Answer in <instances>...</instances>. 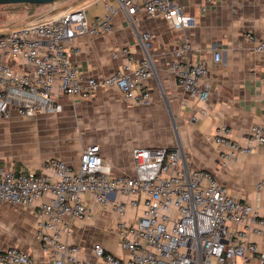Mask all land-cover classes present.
<instances>
[{
    "label": "crops",
    "instance_id": "0c3cea01",
    "mask_svg": "<svg viewBox=\"0 0 264 264\" xmlns=\"http://www.w3.org/2000/svg\"><path fill=\"white\" fill-rule=\"evenodd\" d=\"M106 1L56 0L44 6H24L0 20V35L53 20L67 11H83L92 20L105 14ZM170 2L182 6L194 22L175 29L166 19L147 18L139 10L133 25L118 12L110 33L78 36L65 44L80 74L101 79L127 62L122 49L129 50L134 62H138L143 57L139 33L148 32L154 67L153 77L146 82L149 105L129 102L112 88L83 98L54 90L53 97L61 105L59 112L39 113L27 122L12 111L0 120V166L17 172L49 173L45 169L47 161L60 160L77 168L83 148L98 145L112 175L132 176L134 148L179 147L191 167L210 172L230 196L247 201L264 217V146H255L249 154L231 155L229 146L214 140L220 128L225 127L231 142L248 145L249 128L264 122V51L253 50L255 41H264V0ZM184 43L190 48L181 61L203 62L208 69L201 81L209 87L205 104L178 86L171 73L173 52ZM214 52L221 54L218 63L213 62ZM12 67L24 68L18 64ZM201 109L205 112L201 113ZM24 141L31 145L23 146ZM48 198L37 200L29 209L0 202V248H18L33 257V264H47L35 238V206ZM111 198L129 203L125 196ZM85 199L92 208V218L73 221V234L68 239L79 247V258L88 260V264H107L92 251L99 244L107 253L127 260L129 256L119 247L115 232L118 216L104 211L90 194ZM142 211V205H127L123 217L135 223ZM248 240L258 245L264 241L255 235ZM236 264L256 263L239 259Z\"/></svg>",
    "mask_w": 264,
    "mask_h": 264
},
{
    "label": "built area",
    "instance_id": "2783aa9c",
    "mask_svg": "<svg viewBox=\"0 0 264 264\" xmlns=\"http://www.w3.org/2000/svg\"><path fill=\"white\" fill-rule=\"evenodd\" d=\"M105 10L103 16L92 20L83 11H67L53 20L0 35V120L12 111L24 119L59 112L61 105L53 97L54 90L83 98L112 88L136 105L151 103L146 82L153 77L154 67L148 32L138 36L143 57L134 62L129 50L122 49L127 62L101 79L80 74L65 44L78 36L110 33L118 12L134 25L142 10L145 17L164 18L175 29L190 26L194 17L170 0H107ZM255 42L253 50L264 51V41ZM189 48L184 43L173 52L170 70L178 86L205 104L209 87L201 81L208 69L203 62L181 61ZM220 59V52H214L213 62ZM246 138L249 144L245 146L231 142L225 127L214 136L218 145L231 148V155L249 154L255 146H264V122L251 126ZM131 156L132 176L112 175L98 145L83 148L77 168L60 160L47 161L49 173L17 172L0 166V202L29 209L49 196L35 206V238L47 264H88L79 258V247L68 241L73 221L92 218L86 194L119 218L115 232L119 247L129 258H118L95 244L94 255L107 264H236L239 259L264 264V241L258 245L248 240L250 235L264 239V217L250 203L230 196L210 172L191 167L179 147L134 148ZM112 195L125 196L129 203ZM127 205L143 206L135 223L123 217ZM33 263V257L18 248H0V264Z\"/></svg>",
    "mask_w": 264,
    "mask_h": 264
},
{
    "label": "water",
    "instance_id": "95a60500",
    "mask_svg": "<svg viewBox=\"0 0 264 264\" xmlns=\"http://www.w3.org/2000/svg\"><path fill=\"white\" fill-rule=\"evenodd\" d=\"M56 0H0V6H6V5H47L51 4Z\"/></svg>",
    "mask_w": 264,
    "mask_h": 264
},
{
    "label": "rangeland",
    "instance_id": "374dc122",
    "mask_svg": "<svg viewBox=\"0 0 264 264\" xmlns=\"http://www.w3.org/2000/svg\"><path fill=\"white\" fill-rule=\"evenodd\" d=\"M20 5H22V4H20ZM48 5V4H47ZM41 6H44V5H41ZM18 8H20V7H15V8H8V7H0V20L1 19H3L4 17H5V14L6 13H8V12H10V11H12V10H15V9H18ZM10 17H14V16H9V18ZM11 19V18H10ZM9 27V26H8ZM7 31V30H6ZM5 31V32H6ZM21 118V117H20ZM22 120L23 121H29V120H27V119H23L22 118ZM30 142H28V141H24V142H22V145L23 146H26V145H28ZM29 145H31V143L29 144Z\"/></svg>",
    "mask_w": 264,
    "mask_h": 264
},
{
    "label": "trees",
    "instance_id": "16d2710c",
    "mask_svg": "<svg viewBox=\"0 0 264 264\" xmlns=\"http://www.w3.org/2000/svg\"><path fill=\"white\" fill-rule=\"evenodd\" d=\"M27 6L29 8L35 7L36 5H6V6H0V7H8V8H15V7H24Z\"/></svg>",
    "mask_w": 264,
    "mask_h": 264
}]
</instances>
